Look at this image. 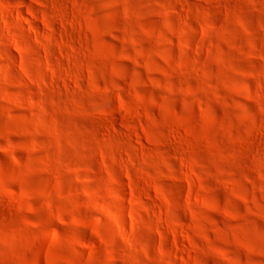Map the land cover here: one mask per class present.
Segmentation results:
<instances>
[{"label":"rangeland","instance_id":"obj_1","mask_svg":"<svg viewBox=\"0 0 264 264\" xmlns=\"http://www.w3.org/2000/svg\"><path fill=\"white\" fill-rule=\"evenodd\" d=\"M0 264H264V0H0Z\"/></svg>","mask_w":264,"mask_h":264},{"label":"bare ground","instance_id":"obj_2","mask_svg":"<svg viewBox=\"0 0 264 264\" xmlns=\"http://www.w3.org/2000/svg\"><path fill=\"white\" fill-rule=\"evenodd\" d=\"M110 196L112 197V198H117L118 197V194L115 192V191H111L110 192ZM131 221V220H130Z\"/></svg>","mask_w":264,"mask_h":264}]
</instances>
